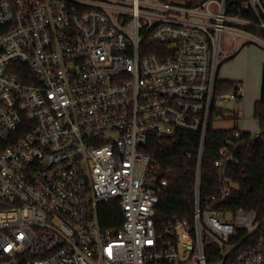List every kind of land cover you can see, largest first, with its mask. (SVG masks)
Masks as SVG:
<instances>
[{"label":"built area","instance_id":"obj_1","mask_svg":"<svg viewBox=\"0 0 264 264\" xmlns=\"http://www.w3.org/2000/svg\"><path fill=\"white\" fill-rule=\"evenodd\" d=\"M246 43L264 49V0H0V264H264L227 146L202 190L214 108L243 95L219 69ZM177 130L200 139L194 211L159 232L167 179L143 147Z\"/></svg>","mask_w":264,"mask_h":264},{"label":"trees","instance_id":"obj_2","mask_svg":"<svg viewBox=\"0 0 264 264\" xmlns=\"http://www.w3.org/2000/svg\"><path fill=\"white\" fill-rule=\"evenodd\" d=\"M239 7L247 0H233ZM237 53V52H236ZM235 54L229 58L234 57ZM240 81L220 78L219 91H237ZM225 109L214 108L204 147L202 162L203 195L217 189L215 160L220 149L227 146L231 157L227 174L235 183L227 204L231 209L243 207L255 211L264 218V63L262 69L261 94L254 104V117L258 120V132L243 131L240 138L235 131L239 115L230 116L234 126L229 129L213 128L217 116L224 117ZM200 146L199 135L177 130L169 137L159 139L152 135L143 150L153 160V169L159 178H166L167 185L161 187V199L156 207L155 223L159 232L171 223L190 220L194 211V185ZM103 227L117 228L121 222V210L116 202H106L99 209Z\"/></svg>","mask_w":264,"mask_h":264},{"label":"rangeland","instance_id":"obj_3","mask_svg":"<svg viewBox=\"0 0 264 264\" xmlns=\"http://www.w3.org/2000/svg\"><path fill=\"white\" fill-rule=\"evenodd\" d=\"M228 40V35L224 37ZM238 41L242 38L238 36ZM232 58L222 61L219 69V78H228L240 81L242 83V98L236 101L220 100L218 105L225 109L224 117L217 116L213 121L215 129H229L234 126V120L229 118L238 114L239 120L237 126L240 129L249 131L259 130L260 125L254 117V104L260 97L261 91V73L264 63V49L254 43H246L239 49Z\"/></svg>","mask_w":264,"mask_h":264},{"label":"crops","instance_id":"obj_4","mask_svg":"<svg viewBox=\"0 0 264 264\" xmlns=\"http://www.w3.org/2000/svg\"><path fill=\"white\" fill-rule=\"evenodd\" d=\"M262 69H263V65H262ZM261 84H262V73H261ZM260 94H261V91H260ZM243 130V129H242ZM245 130V129H244ZM245 131H249V130H245ZM259 130H254V131H251V132H258Z\"/></svg>","mask_w":264,"mask_h":264}]
</instances>
